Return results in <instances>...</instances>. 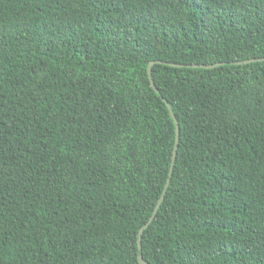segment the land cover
Masks as SVG:
<instances>
[{
    "label": "trees",
    "instance_id": "1",
    "mask_svg": "<svg viewBox=\"0 0 264 264\" xmlns=\"http://www.w3.org/2000/svg\"><path fill=\"white\" fill-rule=\"evenodd\" d=\"M252 58L264 0H0V264H264Z\"/></svg>",
    "mask_w": 264,
    "mask_h": 264
},
{
    "label": "water",
    "instance_id": "2",
    "mask_svg": "<svg viewBox=\"0 0 264 264\" xmlns=\"http://www.w3.org/2000/svg\"><path fill=\"white\" fill-rule=\"evenodd\" d=\"M257 60H264V58H252V59H247V60H244V61H239L238 63H248V62H252V61H257ZM161 62V61H160ZM154 61L150 62L149 66H148V73H149V77L151 78V82H152V86L156 89L157 92H159V90L157 89L155 83L153 82L152 80V73H151V69H152V65H153ZM221 63H213V64H191L190 66L192 67H202V68H213L215 66H218L220 65ZM171 65H174V66H182L183 64H176V63H171ZM169 106V105H168ZM170 108V106H169ZM170 113L176 123V129H177V140H176V144H175V148H174V152H173V164L171 166V170H170V177L172 175V172H173V165H174V161H175V158H176V155H177V145H178V135H179V132H180V124L178 122V119L176 118V115L174 113V111L170 108ZM169 183H170V178L167 180V183L165 185V188L163 190V193L161 195V197L159 198L155 208H154V211H153V214L151 215V217L149 218V220L147 221V223L140 228L139 230V240H138V245H139V248L140 250L142 249V245H141V240H142V233L143 231L149 226V224L151 223V221L154 219L162 201L164 200V197H165V194H166V191H167V188L169 186ZM139 263L140 264H150L147 260L144 259L143 255L140 254V257H139Z\"/></svg>",
    "mask_w": 264,
    "mask_h": 264
}]
</instances>
